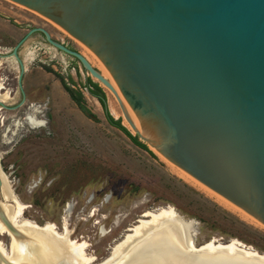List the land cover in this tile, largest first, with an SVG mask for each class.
<instances>
[{"label":"water","instance_id":"water-1","mask_svg":"<svg viewBox=\"0 0 264 264\" xmlns=\"http://www.w3.org/2000/svg\"><path fill=\"white\" fill-rule=\"evenodd\" d=\"M12 1L81 41L109 79L79 50L33 26L10 52H0L17 60L23 94L14 106L0 100L1 107L24 104L22 48L41 33L116 94L140 139L264 224V0ZM187 223L183 216L163 221L110 264H264L240 248L194 247ZM0 262L24 264L1 249Z\"/></svg>","mask_w":264,"mask_h":264},{"label":"rangeland","instance_id":"rangeland-1","mask_svg":"<svg viewBox=\"0 0 264 264\" xmlns=\"http://www.w3.org/2000/svg\"><path fill=\"white\" fill-rule=\"evenodd\" d=\"M33 26L46 28L53 38L81 52L71 34L22 4L0 0V52H10ZM22 57L26 100L16 109L0 106V170L25 206L26 219L54 224L70 239L85 242L86 255L94 259L91 264L109 257L146 211L163 207H173L192 223L197 246L237 239L264 254V228L185 180L150 145L142 139L149 149L137 145L108 121L100 101L84 87L88 78L99 81L79 61L47 43L41 33L33 34ZM45 67L81 90L86 109L97 119L89 117ZM19 73L15 57L0 58V92L6 96L0 100L9 106L23 97ZM99 84L108 98V87ZM117 118L137 134L123 116ZM0 201L6 202L1 191ZM0 241L9 249L8 233L0 234Z\"/></svg>","mask_w":264,"mask_h":264},{"label":"bare ground","instance_id":"bare-ground-1","mask_svg":"<svg viewBox=\"0 0 264 264\" xmlns=\"http://www.w3.org/2000/svg\"><path fill=\"white\" fill-rule=\"evenodd\" d=\"M28 9L31 10L33 13L42 17L44 20L51 23L54 27L59 29L60 32L62 31L66 34H69V32H67L63 27H61L54 21L50 20L49 18L45 17L44 15L40 14L39 12L33 9H30V8ZM76 41L78 43V46L81 49V52L89 59V61L95 67H97L102 72V74L106 78H108L103 62L90 49H88L81 41L77 39ZM1 88L2 87L0 86V89ZM5 97L2 96L0 92V99H5ZM108 107L111 113L115 117L123 116L127 120L125 116V112L123 108L121 107L116 94L111 89H109L108 91ZM127 111L129 112L128 109ZM134 121L136 122L137 127L140 130H142L139 123L135 119ZM151 148L155 151V153L163 161L171 165L176 170V172L180 176H182L185 180L203 189L207 194L214 197L219 203L239 213L245 219L253 222L255 225H258L264 228V224L260 222L258 219H256L249 213L245 212L244 210L238 208L237 206L233 205L232 203L228 202L227 200L221 198L220 196L212 192L210 189L205 187L203 184L195 180L184 169L177 166L175 163L171 162L169 159L163 156V154H161L157 149H155L152 146ZM0 178H1L0 191L2 193L4 200L6 201V202L0 201V234L8 233L11 239L9 249L5 247L2 241H0V249L8 258H10L11 260L15 262H20L24 264H42L41 262H43L44 264L46 263H49V264H69V263L70 264H91L94 261L93 258L87 256L85 253V248H84L86 245L85 242H77V241L70 239L69 235L67 236L64 233H60L54 224L46 223L45 225H39L35 221L26 219L24 217L25 206L22 205L15 198L1 170H0ZM7 200L12 201L13 203L11 204ZM3 213L11 221V223L19 230L20 233L18 235L14 234L11 230H9V228L3 222L1 218ZM143 217L144 218H141L139 220L138 224L133 225L132 227L129 228V232L124 236V238L121 241H119L116 244L111 255L99 264L112 263L113 261L120 258L134 242H136L139 238H141L149 230H151L152 228L159 225L165 220L175 221V220H179V218L182 216L180 215L179 217L178 213L173 207H163L156 211H146L143 214ZM145 217H148V218L146 219ZM187 225L189 226V229L191 231L192 223L188 222ZM193 245L194 247H199L195 244V242H193ZM200 246L203 249L205 248L207 249L240 248L250 254H257V255H261L262 257H264V254L259 253L252 247H248L243 242L237 239H233L228 243L210 241ZM0 264H4V263L0 262Z\"/></svg>","mask_w":264,"mask_h":264},{"label":"trees","instance_id":"trees-1","mask_svg":"<svg viewBox=\"0 0 264 264\" xmlns=\"http://www.w3.org/2000/svg\"><path fill=\"white\" fill-rule=\"evenodd\" d=\"M47 71L49 72H53L55 75L58 76V78L61 80L63 86L65 87V89L67 90V92L70 94V96L72 97V99L79 105V107L82 110L86 109L85 106V97L82 93L81 90H75L74 88H72L68 82L66 81V79L61 76L59 73H57L55 70H53L52 68H48L45 67ZM69 81L71 83H74V78H72V76H69ZM84 87H86L88 89V91L90 92L91 95L95 96L98 98V100L100 101L101 105L103 106L104 110H105V114L106 117L108 119V121L118 127L119 129H121L126 135H128L137 145L149 149L148 146L142 142L139 138L138 135H134L132 133V131L130 129H128V127L124 126L122 124V119H116L109 111L108 108V103H107V95L105 90L103 89V87L99 84V82L94 81L92 78H88L87 82L84 84Z\"/></svg>","mask_w":264,"mask_h":264}]
</instances>
